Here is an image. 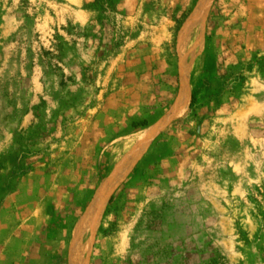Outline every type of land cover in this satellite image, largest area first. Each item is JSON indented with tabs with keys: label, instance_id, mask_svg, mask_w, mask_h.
Returning <instances> with one entry per match:
<instances>
[{
	"label": "rangeland",
	"instance_id": "374dc122",
	"mask_svg": "<svg viewBox=\"0 0 264 264\" xmlns=\"http://www.w3.org/2000/svg\"><path fill=\"white\" fill-rule=\"evenodd\" d=\"M198 2L0 0V264H68L132 123L177 106L183 61L195 103L114 190L87 262L264 264V0H212L183 45Z\"/></svg>",
	"mask_w": 264,
	"mask_h": 264
},
{
	"label": "bare ground",
	"instance_id": "6f19581e",
	"mask_svg": "<svg viewBox=\"0 0 264 264\" xmlns=\"http://www.w3.org/2000/svg\"><path fill=\"white\" fill-rule=\"evenodd\" d=\"M211 1L212 0H199L195 11L182 29V37L180 36L181 44L192 45L193 47H198L200 45L205 18ZM188 73V64L183 61L181 66L182 90L179 95L177 106L169 111L161 122H156V124L145 128L142 133H140L141 135L138 134L139 136L136 139L138 146L136 149H131L133 150L132 152L129 150L131 153L124 158L122 157L123 159L121 158V161L116 163L114 172L101 182L91 204L74 230L69 250L68 264H88L86 258L89 253L90 243L96 226L99 223L98 221L101 213L107 205L110 196L126 177L148 144L159 134L166 124L182 116L186 112L191 99V86Z\"/></svg>",
	"mask_w": 264,
	"mask_h": 264
},
{
	"label": "trees",
	"instance_id": "16d2710c",
	"mask_svg": "<svg viewBox=\"0 0 264 264\" xmlns=\"http://www.w3.org/2000/svg\"><path fill=\"white\" fill-rule=\"evenodd\" d=\"M188 15H185L183 18H186ZM183 21H179L178 22V26H177V30H179L180 29V27H181V23H182ZM195 100H196V92L193 90L192 91V93H191V99H190V104H189V107H192L193 105H194V103H195ZM148 126H150V124H149V122L147 121V120H141V121H136V122H133L132 123V127L134 128V129H143V128H145V127H148ZM112 197L110 198V200H109V202H111L112 201Z\"/></svg>",
	"mask_w": 264,
	"mask_h": 264
},
{
	"label": "water",
	"instance_id": "95a60500",
	"mask_svg": "<svg viewBox=\"0 0 264 264\" xmlns=\"http://www.w3.org/2000/svg\"><path fill=\"white\" fill-rule=\"evenodd\" d=\"M182 89V85H181V83H180V88H179V91Z\"/></svg>",
	"mask_w": 264,
	"mask_h": 264
}]
</instances>
